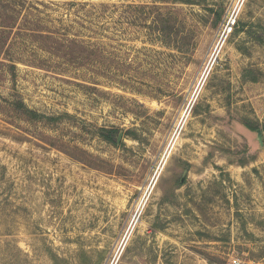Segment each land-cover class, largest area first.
<instances>
[{
	"label": "rangeland",
	"instance_id": "1",
	"mask_svg": "<svg viewBox=\"0 0 264 264\" xmlns=\"http://www.w3.org/2000/svg\"><path fill=\"white\" fill-rule=\"evenodd\" d=\"M232 1L0 0V264H264V0L221 38Z\"/></svg>",
	"mask_w": 264,
	"mask_h": 264
},
{
	"label": "built area",
	"instance_id": "2",
	"mask_svg": "<svg viewBox=\"0 0 264 264\" xmlns=\"http://www.w3.org/2000/svg\"><path fill=\"white\" fill-rule=\"evenodd\" d=\"M243 3L244 0H233L231 5L227 8L221 24V38H225L232 33L237 24L238 15L241 11Z\"/></svg>",
	"mask_w": 264,
	"mask_h": 264
},
{
	"label": "trees",
	"instance_id": "3",
	"mask_svg": "<svg viewBox=\"0 0 264 264\" xmlns=\"http://www.w3.org/2000/svg\"><path fill=\"white\" fill-rule=\"evenodd\" d=\"M13 67H14L13 65L10 66V68H13ZM12 106H13V108H14L16 111H23L25 114L29 115L30 117L36 115L33 111L26 109V108L24 107V104H23L20 100H16V101H14L13 104H12ZM244 125H245L249 130H251V131H252V130L254 131V130L256 129V127H253V126H251V125H249V124H244ZM105 139H106L107 141L110 140L109 136H108V137H105Z\"/></svg>",
	"mask_w": 264,
	"mask_h": 264
},
{
	"label": "water",
	"instance_id": "4",
	"mask_svg": "<svg viewBox=\"0 0 264 264\" xmlns=\"http://www.w3.org/2000/svg\"><path fill=\"white\" fill-rule=\"evenodd\" d=\"M256 137H257V140H258L260 146H262V132L260 130L256 131Z\"/></svg>",
	"mask_w": 264,
	"mask_h": 264
}]
</instances>
